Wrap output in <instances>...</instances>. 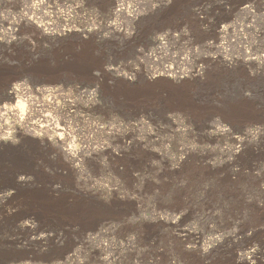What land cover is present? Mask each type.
<instances>
[{
    "label": "rangeland",
    "instance_id": "obj_1",
    "mask_svg": "<svg viewBox=\"0 0 264 264\" xmlns=\"http://www.w3.org/2000/svg\"><path fill=\"white\" fill-rule=\"evenodd\" d=\"M261 58L264 0H0V105L61 89L0 142V264H264V166L231 155L261 126L224 108Z\"/></svg>",
    "mask_w": 264,
    "mask_h": 264
},
{
    "label": "bare ground",
    "instance_id": "obj_2",
    "mask_svg": "<svg viewBox=\"0 0 264 264\" xmlns=\"http://www.w3.org/2000/svg\"><path fill=\"white\" fill-rule=\"evenodd\" d=\"M243 10L245 12L246 11L248 12L249 9H248V7L245 6V7H243ZM248 49L250 50V48H248ZM245 50H247V49H245ZM252 55H254V54H252ZM250 57H251V55H250ZM261 59H264V58H261ZM58 90H61V89L56 88V87H54V89L45 88L42 86L36 87V86H31L26 82H18V83L13 84L7 92V97L10 101H15L17 104L0 105V142H5L11 138V134H12L11 130L12 129H18L21 131H29V132H31L33 134L35 133V135H37L36 134L37 132H35L37 130L36 129L37 124L36 123L29 124V123H26V120H25V117L27 115H29L30 113L37 114L38 118H45L46 123L51 125L54 122L52 120V118H49L47 116V114H44V112H46V110L42 109L41 106L36 105V104L38 103L37 100H38L39 96H41L45 93H49V92H57ZM59 92H61V91H59ZM169 94L170 93H168V95ZM169 97H172V96H169ZM173 97H177V98L179 97V100H183V99L186 100L187 97L190 98V100L191 99L194 100V98L189 96V94H187V93L177 94L176 96L173 95ZM173 99H175V98H173ZM159 100H160V102L162 101V99H159ZM159 100L157 101V99H156L157 102H159ZM187 100H189V99H187ZM189 103H191V101ZM158 104H160V103H158ZM224 108L228 109V111L230 112V114H232L233 117H236V118L237 117H239V118L244 117L245 119L246 118L250 119L255 124H259L261 126V131L258 132L256 135H252V134L249 135V136H252L248 142V144H251V147H252L250 149L249 155H247L246 149H245L247 147V145L246 146L243 145L242 144L243 142H241V141L238 142V144H240L239 148H237L234 151V153L231 154L233 156V158L235 157V159H236V160H234L235 164H233V163L232 164L236 165V163L239 162V165L237 164L238 165L237 167H239V169H240V167H244V166H248V165L250 167H253V164H261L260 167L262 168V166H264V161L261 160V162H260L258 160L259 161V163H258L256 156L259 155V153H263V156H264V145H263V142H264V95H263V100H261V101L251 100V101H248L247 103L242 104V105H238V104L226 105V107H224ZM10 119H14V121H10ZM240 120H242V119H240ZM8 121L13 123L12 127H10L8 125L10 123ZM262 127H263V129H262ZM258 147L262 151L258 152V153L256 152V154H255V152H253V151H254V149L257 150ZM263 156H262V158H263ZM226 164H229V163H226ZM262 169H263L262 171L257 173L259 175V177L262 174H264V167ZM248 173L252 174L251 172H248ZM250 176H252V175H250ZM238 183H236V184H238ZM239 185L241 186L242 189L245 187V183H243V181H242V183L238 184V186ZM262 193L263 192H260V194H262ZM261 202L262 201H260L259 203H261ZM259 203H257V206ZM259 208H261V207H259ZM263 211H264V209H263ZM243 214H244L243 217H246L247 214L245 212ZM258 214H259V212H258ZM261 215H263L262 218L264 219V213H261ZM168 222H170V221H168ZM219 247H220V245H219ZM219 247H213V248L218 249ZM211 252L212 251L209 248L202 249L200 252L201 259H205L207 256L209 257V254ZM254 263H258V261L256 260V256H255L254 252H251L250 254L247 253V255L238 254L235 257L234 262H233V264H254Z\"/></svg>",
    "mask_w": 264,
    "mask_h": 264
}]
</instances>
